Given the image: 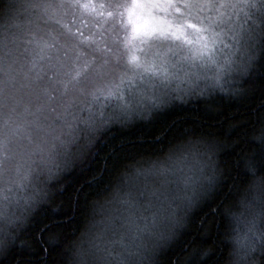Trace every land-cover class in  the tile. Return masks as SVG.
<instances>
[{
  "label": "snow or ice",
  "instance_id": "snow-or-ice-1",
  "mask_svg": "<svg viewBox=\"0 0 264 264\" xmlns=\"http://www.w3.org/2000/svg\"><path fill=\"white\" fill-rule=\"evenodd\" d=\"M258 58H264V0H7L0 8V264L27 245L21 238L32 225L36 264H163L162 253L188 214L216 187L221 173L212 155L222 139L209 143L186 130L169 150L171 164L123 172L110 206L95 209L101 220L67 261L58 220L72 209L51 207L49 188L64 194L70 164L90 168L114 125L159 122L169 106L192 95L174 87L178 66L203 76L211 89L250 77ZM246 82L256 89L255 81ZM259 87L264 91V81ZM261 125L264 144V118ZM196 145L207 156L198 169L174 166ZM141 177L159 180L160 188L147 192ZM143 196L149 199L142 210ZM257 202L258 209L244 205L246 230L235 238L230 264H257L256 254L264 255L258 227L264 197ZM187 264H201V257L193 252Z\"/></svg>",
  "mask_w": 264,
  "mask_h": 264
},
{
  "label": "trees",
  "instance_id": "trees-1",
  "mask_svg": "<svg viewBox=\"0 0 264 264\" xmlns=\"http://www.w3.org/2000/svg\"><path fill=\"white\" fill-rule=\"evenodd\" d=\"M6 3L7 0H2L0 8ZM70 27L75 32V26ZM91 31L97 32L99 28ZM85 35H90L88 29H85ZM200 79L205 78L197 80ZM197 80L186 75L175 80L174 87L191 89L193 94L169 106L159 122L145 119L126 126L114 125L105 137L107 146L101 145L90 168L85 165L87 170L80 167L73 170L70 164L64 173V194H59L55 187L49 188L53 199L51 207L66 211L71 205L72 209L69 215H61L58 220L64 225L61 240L66 261L71 259L75 246L86 241L85 233L91 225L101 220L95 209L110 206L108 201L114 188L124 179L121 174L133 172L136 166L148 167L153 162L171 164L167 159L169 150L186 138V130L206 137L209 143L214 142V137L224 141L221 150L212 155V161L221 174L215 189L188 214L184 227L179 229L178 238L163 251L162 262L187 264L193 252L199 254L201 264H230L234 259L231 253L236 248L235 238L242 237L246 230L243 221L247 210L244 205L251 202L258 209L257 201L264 197L261 190L264 184V144L260 133L264 118V91L259 87L264 81V58H258L250 77L235 76L229 83L211 89L210 81ZM250 80L257 84L254 91L249 90L246 82ZM202 91L204 95H200ZM114 149L122 150L119 158ZM204 151L202 145H196L186 154V159L181 156L174 166L185 171L191 167L195 171L200 166L197 161L207 160L206 155H201ZM250 168H254V172ZM139 186H146V191L151 192L154 190L152 187L160 188V181L141 177ZM148 199V196L139 198L142 210ZM235 216L240 217V222ZM36 219L39 221L43 216ZM258 227L264 228V219L258 222ZM36 236L37 228L32 225L21 238L28 242L27 245L13 250L4 259V264H36L30 254V246L34 245ZM21 240L16 242L17 245ZM87 246L84 243V247ZM205 252L209 254L205 256ZM256 260L257 264H264V255L257 253Z\"/></svg>",
  "mask_w": 264,
  "mask_h": 264
},
{
  "label": "rangeland",
  "instance_id": "rangeland-1",
  "mask_svg": "<svg viewBox=\"0 0 264 264\" xmlns=\"http://www.w3.org/2000/svg\"><path fill=\"white\" fill-rule=\"evenodd\" d=\"M167 53V49L165 48L162 52H161V55H165ZM178 69H179V75L175 77V80L178 79L180 76L182 75H186L187 77H190L191 80H197L199 78H204L203 76H200V77H197L195 75H192V76H189L188 72H187V69H186V66H178ZM178 77V78H177ZM203 80H206V79H203ZM202 79L200 80H197V81H203ZM195 81V83L197 82ZM195 83H190V84H195ZM153 189H158V188H154L152 187ZM153 191V190H152ZM147 204V203H146ZM147 206H145L144 208H146ZM121 211H123V209H121ZM117 215H119V213H116ZM147 214V213H146ZM117 224H119V221H117ZM110 235V234H109ZM118 250V249H117Z\"/></svg>",
  "mask_w": 264,
  "mask_h": 264
}]
</instances>
